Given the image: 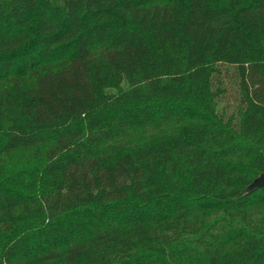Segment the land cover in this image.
<instances>
[{
    "label": "trees",
    "instance_id": "1",
    "mask_svg": "<svg viewBox=\"0 0 264 264\" xmlns=\"http://www.w3.org/2000/svg\"><path fill=\"white\" fill-rule=\"evenodd\" d=\"M262 173L264 0H0V264H264Z\"/></svg>",
    "mask_w": 264,
    "mask_h": 264
},
{
    "label": "rangeland",
    "instance_id": "2",
    "mask_svg": "<svg viewBox=\"0 0 264 264\" xmlns=\"http://www.w3.org/2000/svg\"><path fill=\"white\" fill-rule=\"evenodd\" d=\"M42 164V158H35L28 151L22 159H15L13 162L8 163L7 169L12 172L15 170L19 171L25 179L26 185L29 188H33L41 179Z\"/></svg>",
    "mask_w": 264,
    "mask_h": 264
},
{
    "label": "water",
    "instance_id": "3",
    "mask_svg": "<svg viewBox=\"0 0 264 264\" xmlns=\"http://www.w3.org/2000/svg\"><path fill=\"white\" fill-rule=\"evenodd\" d=\"M252 190L264 188V173H262L255 181L251 184Z\"/></svg>",
    "mask_w": 264,
    "mask_h": 264
}]
</instances>
